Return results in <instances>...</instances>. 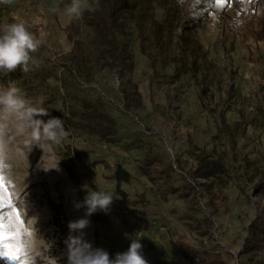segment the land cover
Wrapping results in <instances>:
<instances>
[{"label": "rangeland", "instance_id": "obj_1", "mask_svg": "<svg viewBox=\"0 0 264 264\" xmlns=\"http://www.w3.org/2000/svg\"><path fill=\"white\" fill-rule=\"evenodd\" d=\"M235 1L244 0H225L223 6L215 0H158L147 11L144 32L120 13L116 34L131 59L119 68L92 70L75 62L65 32L73 20L53 11L70 0L0 5V24L23 21L43 41L33 54L38 67L29 73L17 69L0 77V83L12 80L30 103L47 109L49 115L41 117L45 121H82L90 105L111 127L101 137L64 125L68 140L42 160L39 148L31 150L18 139L20 156L13 161L11 179H3V199L11 200L19 221L11 208L3 209V217L11 233L36 234V264H68V224L82 218L89 220L84 240L110 258L127 251L137 238L148 264H190L168 253L180 237L205 250L195 264H246L249 256L263 258L258 248L249 255L239 253L246 237H258L248 234L249 226H264V42L246 36L233 22L229 6ZM166 7L176 12V20L162 31L156 23H163ZM81 31L86 40V28ZM182 63L188 68L176 76ZM151 160L162 174L148 175ZM118 164L132 175L130 183L122 184L125 199L116 193ZM161 183L178 192L164 194ZM221 186L228 210L219 200ZM99 189L113 193L107 213L100 211L109 217L108 226L96 225L85 216L86 208L77 207L89 190ZM55 220L61 231L55 230ZM18 241L19 235L9 243L17 246ZM22 259L21 254L19 261L0 256V264H21Z\"/></svg>", "mask_w": 264, "mask_h": 264}, {"label": "clouds", "instance_id": "obj_2", "mask_svg": "<svg viewBox=\"0 0 264 264\" xmlns=\"http://www.w3.org/2000/svg\"><path fill=\"white\" fill-rule=\"evenodd\" d=\"M12 2L13 0H0V5H10ZM53 11L70 20H79L86 11L92 12L95 9L90 0H70L62 9L56 7ZM42 44L43 41L23 21L0 24V77H7L17 69L22 73L33 71L39 66V61L33 54ZM48 115L47 109L30 103L12 80L7 84L0 83V177L11 179L13 161L20 156L18 139L27 141L31 150L39 148L43 153L41 160L62 141L68 140L69 132L65 129L63 120L56 117H50L47 121L41 119ZM113 200L112 192L89 190L82 205L77 207L86 208L87 217L97 211L107 213ZM88 226L89 220L86 218L69 222V236L65 241L68 264H148L142 253L140 239H133L127 251L110 258L107 251L94 249L84 240L83 230ZM35 231L38 233L37 228ZM74 233L77 235H73ZM18 247L23 257L21 264H36L39 244L33 231H21Z\"/></svg>", "mask_w": 264, "mask_h": 264}, {"label": "trees", "instance_id": "obj_3", "mask_svg": "<svg viewBox=\"0 0 264 264\" xmlns=\"http://www.w3.org/2000/svg\"><path fill=\"white\" fill-rule=\"evenodd\" d=\"M156 3L158 4V0H137L136 3H132L131 0H97V2L92 5L95 11L86 12L81 19L73 20L65 29L67 38L73 44L72 52L77 65L84 70H92L96 67L119 68L123 66L124 63L131 59V56L128 54L127 49L121 50L118 42L116 34L118 15L120 13H125L128 18L136 21L138 29L144 32L143 29L146 22L147 11L149 8L155 9ZM234 4L235 18L233 22L240 25L246 31V36L252 37L257 42H264V0L235 1ZM175 20L176 12L173 11L171 7H166V17L163 23L156 24L159 30H162L166 26H170V28L173 27ZM83 27L86 28L87 32L86 40L82 38L81 28ZM168 32H170V30H168L167 33ZM187 68L188 64L182 63L176 68V76L184 73ZM87 110L88 113L84 115L82 121H73L69 119L64 123L65 127L67 129H81L86 133L98 134L101 137L108 136L111 132V127L103 123L106 117L99 113L97 107L95 108L87 105ZM220 118L223 126H225V111L221 112ZM239 126V123L235 125V132H237ZM231 135L234 151H236L237 141L235 139V133H231ZM156 164L157 161L154 160L149 162L150 167L147 173L150 177L153 176V172L162 174V168L160 165L157 166ZM169 168L172 169L173 167L170 166ZM69 174L72 179H75L72 171H70ZM113 178L116 182V193L124 199L127 198L128 194L122 189V184L131 182V173L122 165L118 164ZM224 187L225 186H221L219 188V200L221 205L228 210L229 200L224 192ZM158 188L164 194L167 192H178L177 188L165 186L164 183H161ZM91 216L96 225L108 226L110 224L109 217L100 211H97ZM58 222V220H55V230L61 231V228L57 227L59 226ZM248 234L257 235L258 237L256 240L246 237L239 255H249L254 248H258L262 251L263 258L254 260L252 256H249L246 264H264V226H258L253 222L248 228ZM171 244L176 248L180 256L190 264H195L196 257H202L203 253H205V250L200 251L187 242L185 237H180L178 240L172 241ZM221 263L222 261L218 262V264Z\"/></svg>", "mask_w": 264, "mask_h": 264}, {"label": "snow or ice", "instance_id": "obj_4", "mask_svg": "<svg viewBox=\"0 0 264 264\" xmlns=\"http://www.w3.org/2000/svg\"><path fill=\"white\" fill-rule=\"evenodd\" d=\"M215 3L218 6H223L225 3V0H215ZM7 191L4 183H3V177H0V249H12L10 251L6 252H0V256H7L9 259L13 261H19L20 257V249L17 246L11 245L9 242L12 240H15L19 233H11L9 229L11 228V225L7 224L4 221L3 217V209L5 207L11 208L14 212H16L11 200H4L3 194ZM16 218L19 221V213L16 212ZM22 223V222H21Z\"/></svg>", "mask_w": 264, "mask_h": 264}, {"label": "crops", "instance_id": "obj_5", "mask_svg": "<svg viewBox=\"0 0 264 264\" xmlns=\"http://www.w3.org/2000/svg\"><path fill=\"white\" fill-rule=\"evenodd\" d=\"M232 3V2H231ZM229 10H232L234 12L235 10V5L232 3V5L229 6ZM168 253L171 255V256H177V255H180L178 253V251L176 250V248L173 246V245H170L168 247Z\"/></svg>", "mask_w": 264, "mask_h": 264}]
</instances>
